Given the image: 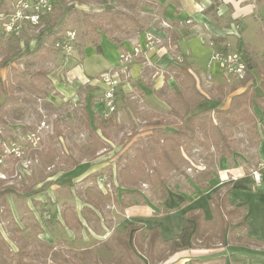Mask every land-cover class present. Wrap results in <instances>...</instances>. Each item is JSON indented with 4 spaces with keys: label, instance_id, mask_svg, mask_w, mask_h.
Returning a JSON list of instances; mask_svg holds the SVG:
<instances>
[{
    "label": "crops",
    "instance_id": "0c3cea01",
    "mask_svg": "<svg viewBox=\"0 0 264 264\" xmlns=\"http://www.w3.org/2000/svg\"><path fill=\"white\" fill-rule=\"evenodd\" d=\"M245 24L247 26L243 33ZM147 34L163 39L165 46L153 51L145 50L144 54L135 59L128 68L127 73L123 75L117 88V111L116 119L113 122H108L109 120L102 118L106 112L103 100L106 87L104 92L100 90L101 84L105 86L99 79L100 75L97 77L86 75L83 82L76 84L71 98L64 99V101H70L72 104H77L83 100L82 107L90 115V120H87L86 123L87 128L94 133L90 132L92 137L95 135L100 141L101 148L93 153L94 150L89 144L84 155L79 150L72 153L73 157H67L69 163L56 167L54 170L58 171L53 172V175H47L44 177V181L35 186L34 190H37L45 185L43 192L25 199H19L18 204L12 198H9L13 214L21 219L26 212L31 213L35 223H39L43 229L39 234L40 239L55 243L51 235L56 234L57 242L62 241L64 243L67 241V245L71 247L82 241L83 243L90 242V244H93V241H104L105 236L108 238L115 231L124 235L126 231L121 232L119 230L124 220L129 218L140 219L147 215L148 210H150L147 208L149 201L159 204L161 207L167 200L171 202L172 197L173 203L176 200L183 201L177 208L186 207L184 216L190 212L201 213L208 226L216 228L218 224L211 199L219 191L224 192L230 187L228 208L232 209L236 206L240 208V212L233 220L232 226H236L240 220H244L251 227L249 232L243 230L236 236L238 239L245 240V243L231 241L230 236L227 235V243L224 244L215 234H212L213 238L208 241L206 240L208 235H206L205 238L192 243V248L176 252L161 261H151L144 252L136 250L137 264H264V230L259 229V234L255 232V223L259 228L261 225L264 226V136L259 140L255 163L239 152H236L231 159L219 158L217 173L215 172L212 175L215 182L214 186L209 184V186L202 187L207 182L202 181V179L194 180L192 177L194 173L199 174V177H203L202 172L207 168L205 166L201 168L192 161V153L204 151L198 147H193L187 154L182 151L183 156L190 162L192 167L189 166V169L183 173H169L168 182L163 187H153L147 181L142 182L141 188L144 189H139L140 184L138 186L133 185L136 184L135 182L131 186L121 180L122 171L128 165L126 164L127 158L131 156L130 154L133 153L139 140H147L144 146L136 150L140 154L147 147L155 132L154 129H165L171 132L175 131L177 126L181 124V121L171 114V108L166 102V99H169L172 94L185 90L190 84L182 70L183 63L179 61V57L183 58V62L187 64L188 71L194 79L195 89L202 99L203 97L211 98L206 93L207 89L217 88L219 92L214 94L215 96L228 95L226 102L220 106L227 109L233 94H239L246 90V87L240 86L237 81H230L224 77L215 78L211 74L202 75L198 71L197 64L203 60L209 62L213 51L224 54H240L244 46L251 50L252 55L264 58V54L260 52V49L258 50L255 44L256 40L260 39L262 41L264 39V0H169L165 9H163L162 17L153 21L148 29L139 32L137 37L120 42L110 40L118 45L121 52H124L132 50L137 45L144 47ZM241 41H243V44ZM36 43L37 37L32 39L29 46H27L30 48L29 51L35 48ZM93 43L99 47L100 43ZM22 46H24L23 43ZM22 50L24 51L23 47ZM82 54L83 52L79 53L78 59L83 60ZM59 56L62 55L60 53L46 55L38 63L42 69L47 71L52 88H54L55 83L52 79L53 76L68 75L65 65L60 64ZM212 70H218L221 73L219 68ZM65 78L69 80L67 76ZM236 84L235 92L231 94L232 89L228 86ZM254 84L256 90L261 92L260 79H257ZM151 92L154 99L150 95ZM134 99H136V105L130 106L129 103ZM46 100L55 109L62 110L64 108V101L55 102L51 97V93H49ZM120 100L121 105H119ZM146 102L150 104L147 105ZM212 103L214 104V102ZM130 107L137 108L140 114H143L144 111L153 114L154 122H158L159 125L151 127L149 121L137 120L136 122L142 124L137 125L135 123L139 127V133L131 135L132 138L123 141L122 133H117L116 129L120 128L121 124H125L121 117L123 114L127 117L131 114ZM202 107H207V104L201 106L200 109ZM176 119L178 124L175 122ZM144 124H147L148 127H144ZM144 128L149 131L143 133ZM90 139L92 140L91 137ZM73 158L76 159V162ZM259 165H263V168H259ZM52 167L54 166L49 168ZM195 169L196 172H194ZM119 170L120 173H118ZM257 170L261 174L260 183L253 178V172ZM150 173H153V170ZM45 174H48V172ZM99 174L112 176L113 188L110 194L104 193L109 195V199L102 204L100 209H96L85 201L84 195H82L83 197L77 196L76 190L78 188L81 190L86 189L92 184L97 186L94 176ZM176 175H179V177H176ZM181 177H183V181L180 184L176 179ZM149 188L152 191L155 190V192L158 189H163L162 191L166 192V197L161 201L151 198L153 193ZM132 192L135 193L132 195ZM49 193L52 194V199L49 197ZM145 193H148V195ZM154 197L156 198V196ZM49 203L55 206L58 218L57 224L61 229L58 226L56 228L54 223L51 222L49 228L47 225L42 224L40 213L43 216L45 211L49 212ZM38 207L41 208L40 212L37 210ZM67 207L75 212L81 221V226L77 227L72 224V227H68L65 224L62 213ZM88 210L92 212H88ZM254 211L256 212L255 222L253 221ZM84 212H86L85 215H83ZM258 212L260 215H258ZM102 213L107 216L108 223L111 225L110 229L105 227V219H103ZM151 214H154L153 210H150ZM21 221H18L20 225H22ZM130 225L138 226L143 235H146L148 230L153 227L158 226L161 229L159 225L146 227L140 222L131 223L128 226ZM32 229L27 230L32 231ZM178 236L163 239L170 240ZM142 245L145 247V242H142ZM94 248L92 246L89 250Z\"/></svg>",
    "mask_w": 264,
    "mask_h": 264
},
{
    "label": "rangeland",
    "instance_id": "374dc122",
    "mask_svg": "<svg viewBox=\"0 0 264 264\" xmlns=\"http://www.w3.org/2000/svg\"><path fill=\"white\" fill-rule=\"evenodd\" d=\"M15 1L5 0V5L0 9V64L9 51H2V46L7 43V39L12 37L11 34L6 32L4 24H7L8 14L13 13ZM168 1L116 0L113 2V0H55V11L48 15L49 22L57 25L63 31L74 30L78 36L72 57L69 60H65L63 56H59L60 64L65 65L68 75L53 76L52 79L55 81L54 88L48 85L45 88L47 95L29 91L25 81H23L24 79H30L32 73L36 69L41 68L38 65L40 61L33 63L30 58H22V60L16 63L12 62L7 65H0V104H6L5 108L1 111L3 121L0 123V157L2 155L6 156L2 158L3 163L0 164V191L12 190L18 192V194L13 192V194L0 199V238H5L14 251L12 259L0 251V264H15V255L19 251H24L27 256L25 262L32 264H64V259L70 261L72 264H116V260L123 257L121 250L114 241L117 231L108 238L105 236L104 241H93L92 245L90 242L83 243L82 241L70 247L67 245V241L64 243L62 241L57 242L56 234L52 232L51 238L53 237L52 239H54L55 243L40 239V231H35L34 229L30 230L31 232L29 230L26 231L28 226L35 224L33 215L26 212L25 216L21 219L17 218L11 210L9 198H12L18 204L19 199H25L24 191L26 189L35 188L36 185L44 181V177L53 175V172L58 171L54 170L56 167L69 163L67 157H73L72 153H75L76 150H79L84 155L88 150L89 144L92 146L94 137H92L90 129L86 125L87 114L82 107L83 100L77 104H72L70 101H64V99L71 98L76 84L83 82L86 79V75L97 77L104 71L113 68H123L120 61L121 51L112 40L120 42L137 37L139 32L148 29L153 21L162 17L163 9H165ZM98 15H102L101 19H106L101 21V19H98ZM46 24L42 22L38 28L32 27V25H25L21 31L28 28V35H34L36 38L39 35V30ZM100 26L101 29H98L97 27ZM246 26L247 24H245L243 33L246 30ZM21 31L19 35H14L16 38L22 40L23 33ZM48 42L49 44L52 43L53 39L50 38ZM93 42L100 43L99 47ZM241 42L243 44V41ZM255 44L258 50L260 49V52L264 54V39L262 41L260 39L256 40ZM22 47L25 53L29 52V47ZM82 52L83 60H80L78 57L80 56L79 53ZM133 62H129L126 68H129ZM197 67L202 75L211 74L215 78H223V75L218 70H212L214 68L218 69V67L215 64H210V59L209 62L207 60L201 61L197 64ZM208 69H210L209 72ZM23 74L27 75V78L22 77ZM66 76L69 80L65 78ZM105 87L101 84L100 90L104 92ZM228 87L234 89L237 87V84ZM100 90L98 92L101 93ZM218 92L217 88H209L206 93L212 97L211 95L218 94ZM49 93H51V97L55 102L64 101V108L62 110L55 109L46 100ZM150 95L154 99L152 92ZM136 103V99H134L129 105L135 106ZM121 104L120 100L119 105ZM146 104L149 105L150 103L146 102ZM130 109L131 114L128 117L124 114L121 117L125 124H121L120 128L116 129L117 133H122L123 141L132 138L131 135L139 133L137 125L142 124L136 122L137 120L154 122L155 119L153 114H148L146 111L140 114L137 108L130 107ZM171 118L174 119L173 117ZM175 122L178 124L177 119ZM144 127H148V125L144 124ZM148 131L147 128L143 129V133ZM32 133L36 134L40 139L35 144V147L27 139V136ZM230 134L235 138L234 146L236 152L243 154L255 163L257 147L259 140L264 136V131L260 128L257 130L253 129L252 123L242 122L238 127L230 131ZM145 142L147 140L144 139L138 141L133 153L127 158L126 164L130 165L135 160V156L139 154L136 150L144 146ZM15 145L19 146V149L25 155L23 154L21 157H18L14 153L10 155L11 150L17 148ZM192 154V161L196 165L201 168L207 167L212 174L217 173L219 164L217 149L213 148L211 152L200 151ZM73 159L76 162V159ZM153 165L155 166V164ZM51 166L54 167L49 168ZM189 166L192 167L190 163ZM189 166L185 167L186 171L189 169ZM151 168L147 166L145 169L150 173L153 170ZM196 171L195 169L194 172ZM46 172L48 174H45ZM118 173H120V170ZM102 174L94 176L96 184ZM199 176V174L194 173L192 177L194 180H206L204 176ZM176 177H179V175H176ZM121 180L123 182L122 178ZM147 181L148 179L142 176L133 185L138 186L140 184L138 188L144 189L141 188L142 182ZM176 181L181 184L183 177L176 179ZM128 185L132 186V183ZM44 186L42 188H45ZM91 186H95V184ZM78 189L76 190L77 196L83 197L82 195H84L87 188ZM150 190L152 191V189ZM162 190L152 191L153 197L151 198L159 201L163 200L166 197V192ZM133 193L135 192H132V195ZM145 194L148 195V193ZM20 196L22 198H19ZM49 197L52 199V194L49 193ZM171 200V202L167 200L161 207L159 204L149 201L147 208L153 210L154 214L150 215V210H148V216L144 215L140 219L129 218L128 220H124L119 230L125 232L129 224L140 222L146 225V227L159 225L163 238L166 239L180 235L187 225L184 216L186 207L179 209L177 206H180L183 201L176 200L173 203V197ZM48 205L52 220L47 222L42 213H40L41 221H43L42 224L46 225V222H51L58 228L55 206L51 203ZM37 210L40 212L41 208L38 207ZM258 215H260L259 212ZM255 216L256 212L254 211V222ZM103 219H105V223L103 222L105 227L110 229L111 225L108 223L105 214H103ZM20 220H22V225L18 223ZM91 226L93 227V224ZM259 229L264 230V226L261 225L259 228L255 223V232L257 234L260 232ZM92 246L95 248L89 250Z\"/></svg>",
    "mask_w": 264,
    "mask_h": 264
},
{
    "label": "trees",
    "instance_id": "16d2710c",
    "mask_svg": "<svg viewBox=\"0 0 264 264\" xmlns=\"http://www.w3.org/2000/svg\"><path fill=\"white\" fill-rule=\"evenodd\" d=\"M52 1L54 3V12L55 0ZM115 1L113 0V2ZM4 5L5 0H0V9ZM101 16L98 15V19H101ZM104 19L106 18L101 19V21ZM42 22L47 24L39 30L35 48L27 53L22 50L20 42L27 47L31 40L35 38L34 35H28V28L21 31L23 33L22 40L16 38L14 33H11L12 37L8 38L7 43L2 46V51H9L3 58L1 66L12 62L16 63L22 58H30L33 63L41 62L44 56L58 53L52 45L47 47L45 43L50 38L53 40L64 39L67 31H63L57 25L51 24L48 16L44 17ZM97 28L101 29V26ZM214 44L216 45L215 42ZM240 54L247 65V73L245 78L239 81V85L246 87V90L239 94H233L227 109L220 107L227 100L228 95L226 94L221 96L214 95L210 99L201 98L195 89L194 79L188 71L187 64L182 62V70L190 84L185 90L174 93L169 99H166L167 104L171 108V114L179 119L181 124L177 126L175 131L171 132L165 129H154L155 132L147 147L140 152L130 165L123 169V182L127 184L137 183L143 176L148 179L153 187H163L168 182L169 173H183L185 167L189 166L190 162L183 156L182 151L187 154L193 147H198L205 152H211L215 148L219 158L231 159L235 155L236 149L234 138L230 131L238 127L242 122L252 123L253 129L257 130L260 128L264 131V58L252 55L251 50L246 46H244ZM23 76L27 78V75L23 74ZM257 79H260L261 82V92L256 90L254 84ZM23 81H25L29 91L45 95H47L45 88L52 84L47 71L42 68L36 69L30 79H24ZM231 91V94L235 92L234 89ZM205 104H207V107L200 109ZM5 106L6 104L4 103L0 104V123L3 121L1 111ZM86 114L87 120H90L89 113L86 112ZM115 119L116 112L110 117L108 122H113ZM149 125L154 127L159 125V123L149 122ZM90 132H92L91 129ZM92 134L94 133L92 132ZM93 137L92 150L95 153L101 147L100 141L95 135ZM147 166L152 167V175L146 171L145 168ZM202 173L207 182L202 187L209 186V184L214 186L215 182L213 181L212 172L206 168ZM44 190V188L34 190V187H31L24 191V197L27 198L39 194ZM13 192L12 190H1L0 199L13 194ZM14 193L18 194V192ZM230 193L231 188L228 187L224 192L219 191L216 193L211 199L218 224L216 228L209 227L201 213L190 212L185 216L187 227L178 237L170 240L163 239L161 229L158 226L149 229L146 235H143V232L135 225L128 226L124 235L117 232L114 236V241L121 250L123 257L117 259L116 264H137L136 250L144 252L151 261H161L176 252L192 248V243L205 238L206 235H208L206 240H211L213 238L212 234L217 235L224 244L227 243V235L230 236L231 241L245 243V240L238 239L236 236L243 230L249 232L251 227L244 220H240L238 225L232 226V222L238 216L240 208L238 206L232 209L228 208ZM84 195L85 201L96 209H100L102 204L109 199V195L104 194L97 186L87 187ZM19 198H22V196ZM88 212L92 211L88 210ZM62 216L68 227H72V224L73 226H81L80 219L70 207L64 210ZM47 222L46 225L49 228L50 223ZM29 228H33L35 231L43 230L39 223L28 226L26 230ZM142 242H145V247ZM0 251L8 258L12 259L14 256V251L5 238H0ZM15 256V264H32L25 262L27 256L24 251L17 252ZM99 263L101 262L99 261ZM64 264L72 263L64 259Z\"/></svg>",
    "mask_w": 264,
    "mask_h": 264
},
{
    "label": "built area",
    "instance_id": "2783aa9c",
    "mask_svg": "<svg viewBox=\"0 0 264 264\" xmlns=\"http://www.w3.org/2000/svg\"><path fill=\"white\" fill-rule=\"evenodd\" d=\"M54 10V3L52 0H16L13 5V13L9 14L6 27V32L8 34L14 33L19 35L20 31L25 25H32V27H39L43 21L44 17L50 15ZM239 28V26H237ZM77 32L74 30H69L66 32L64 39L53 40L49 44L46 41L45 45L49 47L50 45L55 48L58 53H60L65 60H69L73 55V49L77 42ZM164 41L161 38L154 37L151 34H147L145 38L144 47L141 45L135 46L132 50H127L121 52L120 69H111L100 74L99 79L107 87L104 92V104L106 107V112L103 114L104 120H109L110 117L117 111L116 104V93L117 88L121 82V77L127 73L128 68L127 64L131 61H134L142 54L144 51H153L155 49L163 48ZM179 61L182 63L183 58L179 57ZM215 64L221 71L223 77L230 81H241L245 78L247 73V65L243 60L240 54H224L217 51H213L210 57V64ZM27 139L35 147L36 143L39 142V138L36 134L32 133L27 136ZM17 146V145H15ZM20 147L13 148L11 153L16 154L18 157H21L25 153L19 149ZM2 155L0 157V164L3 163ZM259 168H263V165H259ZM253 178L256 182H261V174L257 170L253 172ZM98 188L103 193H111L113 188V179L112 176L107 174L101 175L97 181ZM43 216L45 220H51V214L49 212H44Z\"/></svg>",
    "mask_w": 264,
    "mask_h": 264
}]
</instances>
